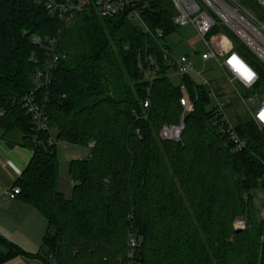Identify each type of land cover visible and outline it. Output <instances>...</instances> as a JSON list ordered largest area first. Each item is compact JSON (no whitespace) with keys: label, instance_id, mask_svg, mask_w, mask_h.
Listing matches in <instances>:
<instances>
[{"label":"trees","instance_id":"1","mask_svg":"<svg viewBox=\"0 0 264 264\" xmlns=\"http://www.w3.org/2000/svg\"><path fill=\"white\" fill-rule=\"evenodd\" d=\"M138 11L140 21L129 10L112 18L83 13L62 30L64 58L38 90L49 129L35 131L22 97L61 22L34 0H0V128L18 132L19 145L32 150L13 187L47 221L39 253L0 237V264L18 255L45 264H131L128 234L140 264H264V219L254 205V191L264 189V127L237 115L245 148L235 151L214 125L208 90L179 76L194 109L179 141L161 139V127L181 113L179 84L168 78L173 66L160 48L177 27L176 11L170 0H149ZM51 129L56 141L89 149L91 158L69 163L70 199L58 190ZM240 217L245 227L236 230Z\"/></svg>","mask_w":264,"mask_h":264},{"label":"built area","instance_id":"2","mask_svg":"<svg viewBox=\"0 0 264 264\" xmlns=\"http://www.w3.org/2000/svg\"><path fill=\"white\" fill-rule=\"evenodd\" d=\"M149 0H34L41 5L49 16L57 18L61 22L62 29L58 31L56 38L49 41V47L45 48L41 64L34 74V82L30 90L22 97L23 107L27 115H30L35 131L48 130L45 116L44 103L47 99L43 96L38 100V90L47 87L50 81V73L59 59L64 58L57 51L59 36L64 28L73 23L76 18L83 13H92L102 18H112L123 14L129 10V15L140 21L138 7L144 8ZM176 14L172 22L177 27L192 25L197 36L206 47L205 52L200 55L203 63L213 61L223 73L227 84L239 98L244 107L245 115L249 116L259 127H264V99L260 101L259 95L254 91L264 87V82L260 83L261 74L264 73V0H256L259 7L263 9L260 16H255L249 12L246 6L236 0H170ZM145 30L148 29L145 27ZM216 30L215 33H212ZM212 33V34H211ZM162 33H157V38H161ZM34 43H40L38 37L33 38ZM235 43L241 45L246 54L256 57L261 66L254 67L249 63V59L240 55L234 48ZM163 56L169 61L179 76H189L195 84L204 86L208 90L211 99V106L216 112L214 125L218 127V132L228 136L235 151L245 148L234 126L229 122L225 110L231 103L227 98V93L212 85V81L203 76V69L196 71L194 63L186 56L179 60H174L170 48L160 46ZM30 59L37 64L38 58L31 55ZM152 79L154 71L150 69L147 73ZM249 76L251 79H249ZM262 84V85H261ZM180 97L178 99L181 106V113L177 123L166 124L160 130V138L166 141H179L185 128V118L194 109L193 103L185 83H179ZM243 91L245 96L240 92ZM260 101V102H259ZM149 106V100H145L143 107ZM4 115V110L0 109V116ZM48 138V144L58 142L53 137V130ZM65 143V142H64ZM87 158H91L87 153ZM20 189L12 187L6 191L10 198L17 197ZM260 217L264 219V207L260 212ZM235 220L236 230L245 227L244 220ZM127 257L132 260L131 264H140L134 261L137 241L128 234Z\"/></svg>","mask_w":264,"mask_h":264},{"label":"rangeland","instance_id":"3","mask_svg":"<svg viewBox=\"0 0 264 264\" xmlns=\"http://www.w3.org/2000/svg\"><path fill=\"white\" fill-rule=\"evenodd\" d=\"M236 1L242 3L241 0ZM255 1L256 0H243V4L250 13L255 16H260L263 9L257 6ZM162 44L165 46L167 45L170 48L171 55L174 60H179L181 57L186 56L194 63L196 71H201L203 69V76L206 79L211 80L214 87L220 88L227 93V98L231 103L227 106L225 113L231 125L235 126L236 116L245 115L244 107L239 101L236 93L232 91L230 86L227 84L222 71L217 66H215V63L213 61H207L206 63H203L201 60L200 55L205 52L206 47L197 36L193 26L188 24L184 27H176L175 30L167 33L164 36ZM247 56L248 57L246 58L249 59V63H251L254 67L261 66L259 60L256 57L253 55ZM167 76L173 84H179L180 77L173 67L168 71ZM240 92L245 96L243 91ZM254 93L259 95L260 101L264 99V87H260V89L255 90ZM88 150L89 149L81 145L67 144L61 141L58 142V189L67 199L72 198V180L69 174V163L71 160L85 159ZM254 205L257 209L258 215L260 216V212L264 207V189H258L254 191ZM236 220L240 222L239 220L242 221L244 219L240 217L236 218ZM238 222L234 221L235 224H238Z\"/></svg>","mask_w":264,"mask_h":264},{"label":"crops","instance_id":"4","mask_svg":"<svg viewBox=\"0 0 264 264\" xmlns=\"http://www.w3.org/2000/svg\"><path fill=\"white\" fill-rule=\"evenodd\" d=\"M21 136L0 128V237L29 254L39 253L47 229L44 216L18 197L10 198V190L32 157V150L19 145ZM59 190V189H58ZM0 251L6 249L0 244ZM2 264H45L39 258L18 255Z\"/></svg>","mask_w":264,"mask_h":264},{"label":"snow or ice","instance_id":"5","mask_svg":"<svg viewBox=\"0 0 264 264\" xmlns=\"http://www.w3.org/2000/svg\"><path fill=\"white\" fill-rule=\"evenodd\" d=\"M249 79H251L250 76H249ZM261 118L264 119V113L261 114Z\"/></svg>","mask_w":264,"mask_h":264}]
</instances>
